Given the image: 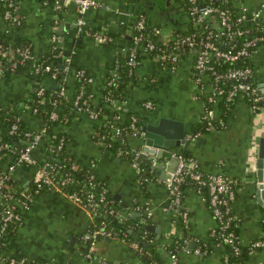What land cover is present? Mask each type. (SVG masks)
Wrapping results in <instances>:
<instances>
[{
    "label": "crops",
    "instance_id": "crops-1",
    "mask_svg": "<svg viewBox=\"0 0 264 264\" xmlns=\"http://www.w3.org/2000/svg\"><path fill=\"white\" fill-rule=\"evenodd\" d=\"M12 1L17 5L21 24L13 26L4 18V6L0 0V39L9 38L20 45H29L34 56L43 60L44 55L52 50L51 37L54 34L55 43L62 52L59 60L69 64L70 73H63L60 78L68 84V96L74 90L75 73L81 69L92 78L90 85L94 92L90 96V106L100 109L99 105H103L108 110L100 118L77 112L68 123L55 122L54 132L45 137L49 140L53 133H66L65 152L77 163L90 167L93 176L105 185L108 205L101 206L94 214L69 199L65 190L53 187L33 194L27 206L16 203L22 221L8 229L0 250V264H10L9 257L22 256L35 264H102L103 259L109 264H147L143 260L144 251H136L130 245L134 240L130 235L137 236L139 243L154 244L158 262L162 264L172 262L169 250L175 237L180 240V249H177L172 264H228L226 246L218 244L211 232L217 221L204 186L195 185L188 179L181 183V205L187 219L184 224L183 218L168 211L165 175H162L161 168L146 163L150 156L138 161L145 165L142 176L130 157L111 150L98 140L97 126L116 113L121 114L117 121L119 125L120 118L123 120L127 113L134 114L144 128L158 116L183 121L186 141L173 150H183L205 173L220 172L236 178L239 184L230 210L237 239L241 245L255 239L264 240V205L256 193L257 149L259 138L264 134V101L261 109L253 112L245 96L238 93L229 112L223 116L222 96L214 94L211 78L207 74L195 77L194 52L183 55L177 68L171 71L160 64L158 56L139 45L138 66L126 77L125 98L112 104L103 102V80L113 67L116 55L128 49L134 34L133 24L139 16L145 18L147 25L160 27L161 38L165 39L173 27H181L188 18L179 2L97 0V6L83 14L84 32H81L76 26L79 13L72 0H48L47 3L46 0ZM262 3L264 0H233L231 5L236 13L251 15L252 11L260 9ZM171 11L175 14L172 23L166 19L167 15L171 16ZM261 19L264 21V8ZM100 31L111 39L98 41L90 34ZM25 62L9 75L0 74V107L12 108L28 128L36 131L43 120L28 107L22 109L20 104L31 101L38 85L50 90L58 83L49 74L37 76L32 69L33 63ZM249 62L253 68V81L264 95V44L254 49ZM148 99L152 101L151 107L144 106ZM41 103L47 111L51 110L49 96L42 98ZM208 108L212 112L213 126L198 131V123L205 119ZM4 128L5 122L0 116V133ZM125 138L128 147H138L143 140L129 133ZM35 153L40 160L49 157L44 140ZM10 157L4 156L0 166L4 167ZM166 166H162L163 170ZM34 171L32 166L17 167L14 172L16 190L32 189ZM83 187V183L75 181L67 190H81ZM106 207L113 212H107ZM108 215L113 217L107 218ZM100 216L106 218L112 233L96 238L92 245L83 235ZM244 264H264V245L246 254Z\"/></svg>",
    "mask_w": 264,
    "mask_h": 264
},
{
    "label": "built area",
    "instance_id": "built-area-1",
    "mask_svg": "<svg viewBox=\"0 0 264 264\" xmlns=\"http://www.w3.org/2000/svg\"><path fill=\"white\" fill-rule=\"evenodd\" d=\"M76 6V10L79 16L76 19V26L78 31L84 32V18L83 14L90 8L97 6V0H72ZM188 5L186 7L187 16L193 20L196 27L201 26L204 22L205 25L203 31L200 33L203 36L200 39H196L194 34L178 37V39H172V34L165 38H161V28L153 26V33L157 37V40L149 38V35L143 34V28L146 25L145 18L141 15L133 24V45L129 46L128 49H124L121 53L126 54L124 64L128 66L129 74L138 66V59L136 58V51L139 45H142L145 50H159L157 55L160 64L167 69L174 71L177 68L178 62L181 60L183 55L190 52L195 53L194 60V74L196 78H199L202 74H207L211 78L213 87L215 88L214 94L219 96H225L227 99H231L238 93H242L249 102V105L253 112H257L261 109L264 101V95L258 90L253 81V68L250 63L245 60H249V56L254 49L264 44V26L259 27L256 30V34L251 37L244 38L237 41L236 38L240 37L247 31V28H240L242 24L248 22H257L263 24L264 21L261 19V11L264 8V3L261 4L259 10L251 12V15L244 13H237L239 16L233 18L230 10L215 5L212 0H185ZM230 3L233 0H228ZM46 3L48 0L45 1ZM4 10L3 16L13 26L21 24V16L17 12V5L12 0H2ZM218 17V18H215ZM207 20V21H206ZM208 28V30H207ZM98 41H108L110 36L105 33L91 32L90 33ZM52 40V53L60 56L61 50L55 43V35L51 37ZM173 40V42H170ZM218 41L220 44H218ZM144 42V43H143ZM160 42V44L158 43ZM143 43V44H142ZM0 74L5 72L13 73L17 70L18 64L24 63L29 60L33 63V72L37 76L38 74H47L52 78H55V71L48 62L38 60L32 52L29 45H17V46H6L0 42ZM213 60H223L224 62L233 63L232 66L220 71L215 66ZM239 62L240 64H234ZM118 59L115 57L113 67L109 72L106 84L104 88L111 84H116L120 78ZM60 70L66 73L69 70V64L62 62ZM77 76H83L85 73L79 69L76 71ZM38 73V74H37ZM85 77V76H84ZM88 82H92L90 76L85 77ZM44 86L38 85L35 89L37 94H41L44 91ZM56 94L59 97L66 96V87L64 82L61 81L56 87ZM111 90L107 89L103 93V99L105 102L112 104L119 100L111 96ZM83 96L81 90L74 99V104L77 107L78 112H87L91 117L98 118L100 114L99 108H92L88 103L82 104L80 100ZM91 93L87 95L90 98ZM46 98L41 96L38 101ZM33 97L31 98V101ZM86 100V99H84ZM31 101L22 102L20 107L22 109L29 108L31 111H36L37 107L31 105ZM50 104L52 106L49 111V116L52 119L57 118V113L54 108L57 107L58 100L50 97ZM145 107H151L152 101L146 100L144 102ZM8 109H10L8 107ZM14 118L18 119L20 115L11 108ZM207 125L205 129H210L213 126V116L211 110L208 108L204 114ZM104 125H108V130L97 132L96 136L98 140H102L105 146H109V138L118 141L117 152L122 153L128 157L132 164L136 167L137 172L140 174L143 172L144 167L137 161V156L140 151L138 147H128L126 145V135L132 134L144 139L145 128L138 122L137 117L132 114L129 116L128 126H121L117 123L119 120V114H113L110 117L105 118ZM222 124V122H220ZM17 123L12 122L10 124L8 133H14L17 129ZM127 129V130H126ZM126 130V131H125ZM57 133L51 134V137H43L42 131H24L22 138H17L15 144L12 145L8 141H0V161L6 155L11 156L9 162L0 170V250L5 243L6 233L8 229L18 223H21L22 216L19 211V207L16 203H21L22 206H27L29 198L45 189V188H56L63 189L66 192V196L74 201L76 204L82 206L85 210L91 213L101 207L108 205L106 196V187L99 185V189L92 192L88 189L89 187L96 186L94 176L90 167L86 170L87 182L81 190H67V187L73 184L76 179L72 175V170L78 168V163L71 162L70 168L64 167L61 163L56 161L53 157L59 152L65 143V137L63 135L57 136ZM198 134V133H197ZM1 135V133H0ZM107 135L109 136L107 138ZM44 140L46 153L49 157L40 160L35 151L39 143ZM175 156L177 158V164L173 170H166L164 177V184L168 191L169 202L167 209L169 212L177 214L183 218L184 224H187L186 213L182 209L181 205V190L180 185L185 179L192 180L198 185L204 186L207 192V200L211 208L212 214L217 221V225L212 227V234L216 236L217 243L228 244L234 254L240 252V242L237 239L236 233L230 227L233 223V215L230 210V203L236 196V179L225 175L223 173H205L202 171L195 159L190 158L180 152L172 151L170 153L163 154L162 156H150V166L162 165L165 166L169 163V157ZM21 165H27L34 167V182L31 190H16L14 186V172L17 167ZM166 169V168H165ZM62 173L61 178L57 177V174ZM88 186H87V185ZM87 186V188H86ZM69 189V188H68ZM21 195V196H20ZM24 196V197H22ZM106 211L112 213L113 209L106 207ZM105 211L104 214H107ZM98 222L94 223V226L87 231L83 238L90 241L91 244H95L98 236L111 235V230L108 227V221L105 217L100 216ZM141 237H144L141 235ZM130 245L136 251H143L141 244L132 240ZM264 245V240L255 239L245 246H248L249 253L261 248ZM179 248V245H178ZM177 247L169 250L172 264L177 257ZM180 249V248H179ZM198 252L199 250L196 249ZM227 260V255L225 257ZM8 262L10 264H35L28 258L22 256L20 258L9 257ZM48 264V263H42ZM102 264H109L108 261L102 260ZM147 264H162L156 260H151Z\"/></svg>",
    "mask_w": 264,
    "mask_h": 264
},
{
    "label": "trees",
    "instance_id": "trees-1",
    "mask_svg": "<svg viewBox=\"0 0 264 264\" xmlns=\"http://www.w3.org/2000/svg\"><path fill=\"white\" fill-rule=\"evenodd\" d=\"M176 1L179 2V4L184 8V10H186V7H187L188 3L185 0H176ZM198 1H200V0H198ZM212 2L215 5L219 6V7H223V8H226V9L230 10L231 15H232L233 18L239 16L236 13V11L233 8V6L231 5L230 1H228V0H212ZM215 18H218V17H215ZM204 25H205V22L201 26L196 27V25L194 24L193 20H191L188 17L187 20H186V23L181 24V27H175V28L173 27L172 32H171L172 39H176V38L178 39V37L180 38V37H183V36H186V35L194 34L196 39L198 40V39H200L203 36V34L200 33V32L203 31V29L205 28ZM262 26H264V23L260 24V23H257V22H255V23L248 22V23L242 24L240 26V28H244V29L247 28V31L244 32V34L242 36L237 37L236 40L238 39L237 41L240 42V40H242L244 38L251 37L252 35L256 34V30L259 27H262ZM153 29H154L153 26H150V25L146 24L145 27L143 28V34L149 35V38H151V39L156 41L157 37L153 33ZM207 30H208V28H207ZM0 42H2L6 46H11V47L20 45L18 43L12 42L9 38H1ZM170 42H173V40H171ZM158 43L160 44V42H158ZM218 44H220L219 41H218ZM132 45H133V38H131L129 46H132ZM50 51H52V50H50ZM158 51L159 50L155 49V50L149 51V53L154 55V56H156ZM138 53H139V51L136 52V58L139 60ZM125 56H126V54L121 53V52H119L116 55V58L118 59V62H119L118 68H119V74H120V78H119L118 82L116 84L108 85V86H106L104 88V85L106 84L107 78L109 76V73H108V76L103 80V84H102L103 91H107V89H110L111 90V93H110L111 96L113 98L119 99V100H122V99L125 98V96H124V86H125V83H126V80H127L126 77L129 75L128 66L124 64ZM0 58H2L1 54H0ZM43 59H44V62H48L49 64L52 65L53 70L55 71V75H56L55 79H56L57 83L59 84L61 82L60 78L63 75V72L60 70V67H62V66H59V64L61 62L59 60V57L57 55L53 54L52 52H50L49 54L44 55ZM245 61L247 63H250L248 59H246ZM213 62L215 64V66L217 67V69L220 70V71H222V70L226 69L227 67L233 65V63L224 62L223 60H213ZM61 64H62V62H61ZM234 64L237 65V64H240V63L236 62ZM22 65H24L23 62L18 64V68L21 67ZM32 69H34V65H32ZM43 73L44 72H42L41 74H38V73L37 74L38 75H43ZM66 73L69 74L70 71H68ZM3 74L9 75L11 73H8V72L4 71ZM47 74H49V73H47ZM84 76L88 77V74L83 73V76L80 77V76H77V72L75 73V79L76 80H75L74 90H73L71 96H68V93H66L67 94L66 96L59 97L56 94V90H57L56 87L54 89L50 88V90L45 89L41 94H37V90L36 91L34 90L33 100L31 101V105L37 107V110L36 111H32V112H33V114L37 115L38 117H40L43 120V124L38 129V131H42L43 132V134H44L43 137L44 136L48 137V134L54 132L52 127H53L55 122L68 123V121H69L68 119H70L73 115H75L78 112L77 111V107L74 104V99H75L76 95L81 90L83 91V96H82V98L80 100V103H82V104L88 103L90 105V99L91 98H88L87 95L92 93V92H94V91H93L92 86L90 85V82H88L85 79ZM64 85L66 87V92H67L68 84L64 82ZM41 96H45V97L49 96V97H52V98H55V99L58 100L57 107L54 108V110L57 113V118L56 119L50 118L49 111H47L44 108V103H41L40 101H38V99ZM235 96H233L231 99H227V98H225V96H222L221 104L225 108L223 116H225L229 112L230 108L233 105ZM84 99H86V100H84ZM103 102H105V101L103 100ZM99 107H100V114H99L98 117L100 118V117H103L102 115H104V114L106 115L108 113V110L103 105H99ZM0 116L5 122V128L1 132L0 141L1 140L2 141H8V142H10V144L14 145L15 144V140L17 138H22L23 137V132L24 131H35V130H31L30 128H28V126H26L25 122L23 121V119L21 117H19L18 119H13L14 118L13 112H11L10 109H8V108L0 107ZM129 116L130 115L126 113L123 120L120 118V124L122 126H125V127L128 126ZM13 121L16 122L17 126H18L17 129H16V132L8 133L10 124H12ZM198 124H199V127H198L199 130L198 131H201V132L205 131V126L207 125L206 119H204L202 122H199ZM104 130H108V125L106 126L104 124H99L97 126V131L103 133ZM56 135L57 136L63 135L65 137V143H66V140H67L66 133H63V132L60 131V132H57ZM108 137L109 136L107 135V138ZM108 142H109V146H107V147L110 148L113 151H116L118 146H119L118 141L117 140H112L111 138H109ZM65 143H64L63 147L59 150V152L57 154H55L53 157L56 159V161L61 163L64 167L70 168V163L73 162V161L76 162V160L71 158L65 152ZM180 153L186 155L183 150H180ZM43 159H45V157ZM143 166H145V165H143ZM1 169H3L2 166H0V170ZM87 169H88L87 165L78 163V168L76 170H72L73 177L76 179V181H78L80 183H83L84 186H85V183L87 182V177H88L87 173H86ZM139 175H142V172ZM57 177L58 178L63 177L62 173L57 174ZM93 181L95 182L96 186L89 187L87 184L86 185L88 186L89 190H91L92 192L96 193V191L100 187L99 185H101V184L104 185V184L100 180L95 178V177H94ZM189 182H190V180H189ZM238 184H239L238 180L236 179V190H237V185ZM195 185H197V183ZM87 186H86V188H87ZM31 187H32V185H31ZM109 217L111 218L113 216L108 215L107 218H109ZM177 220H178V218H177ZM230 227L233 229V231L237 235V231L234 228L235 226L232 224V225H230ZM129 237H130V239H134L136 241L140 240L137 236L132 237L130 235ZM179 243H180L179 238L175 237L172 240L171 244H170L171 245L170 249L176 248V247L178 248ZM140 244H141L142 249L144 251V253L142 255H143V260L145 262L148 263L151 260H156V261L159 260V258H157L158 254H157V252H156V250L154 248V246H155L154 244H149V243L143 244L142 241L140 242ZM225 246L227 248L226 249V255H227V260L226 261H227L228 264H244V256L249 253L248 246L240 244V252L238 254H234L232 249H231V247L228 244H225Z\"/></svg>",
    "mask_w": 264,
    "mask_h": 264
},
{
    "label": "water",
    "instance_id": "water-1",
    "mask_svg": "<svg viewBox=\"0 0 264 264\" xmlns=\"http://www.w3.org/2000/svg\"><path fill=\"white\" fill-rule=\"evenodd\" d=\"M182 9H184L182 7ZM162 10V9H161ZM166 14V13H165ZM170 15H167V21L172 23L175 20V14L171 11ZM66 26V24H65ZM59 66H62L60 63ZM186 141L184 122L168 116H158V118L146 124L144 139L141 141V147L139 154L137 156V161L144 159L147 156H162L163 154H168L174 151V147L184 143ZM257 149V169H256V183L259 201L263 202L264 205V134L259 138ZM146 163L151 165L150 160ZM177 164V158L175 156L169 157V163L166 166V170H173ZM162 169V175H165L163 167L155 166V168ZM142 224L145 220L142 219ZM146 225V224H145ZM147 227V226H145ZM102 237V236H98Z\"/></svg>",
    "mask_w": 264,
    "mask_h": 264
}]
</instances>
